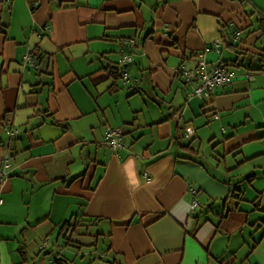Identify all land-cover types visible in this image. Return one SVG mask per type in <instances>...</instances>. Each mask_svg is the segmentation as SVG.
Returning <instances> with one entry per match:
<instances>
[{"label": "crops", "instance_id": "1", "mask_svg": "<svg viewBox=\"0 0 264 264\" xmlns=\"http://www.w3.org/2000/svg\"><path fill=\"white\" fill-rule=\"evenodd\" d=\"M262 10L0 0V264H264V208L250 220L237 184L264 179ZM122 52L131 83L116 72ZM200 52L231 77L208 98L189 97L178 74ZM108 126L124 147L105 142ZM239 193L242 212L222 225L223 200L234 209ZM95 239L107 242L96 256Z\"/></svg>", "mask_w": 264, "mask_h": 264}, {"label": "built area", "instance_id": "2", "mask_svg": "<svg viewBox=\"0 0 264 264\" xmlns=\"http://www.w3.org/2000/svg\"><path fill=\"white\" fill-rule=\"evenodd\" d=\"M32 6H36V3L34 2ZM134 41L135 39L131 38L125 40V43H132ZM25 60L27 62H32V58L29 54L25 55ZM131 62L132 55L128 52H122L121 56L115 63L116 71L125 83H131L134 81V78L130 76L128 72V66ZM178 74L190 87L188 96H196L200 98L211 97L217 86L229 81L231 78L230 75H228L226 66L221 61L213 67H210L203 52L198 54V62L195 67L188 68L185 65H182L178 69ZM186 132L187 134H190L193 132V129L187 127ZM105 142L115 150L124 147L125 142L122 129L119 127L108 126L105 130ZM9 166L10 163L8 159H4L2 167L0 168V185L9 176ZM191 192L196 193L197 190L191 187ZM3 202L4 198L1 196L0 189V204ZM198 204L199 200L195 199L191 206L192 208H195ZM105 254L104 251L100 252V257H104Z\"/></svg>", "mask_w": 264, "mask_h": 264}, {"label": "rangeland", "instance_id": "3", "mask_svg": "<svg viewBox=\"0 0 264 264\" xmlns=\"http://www.w3.org/2000/svg\"><path fill=\"white\" fill-rule=\"evenodd\" d=\"M132 76V74L130 73ZM134 77V76H133ZM212 147V144L209 146L208 140H205L203 143L202 150L205 153H208L210 151V148ZM238 184V187L242 190H244L245 198L246 200L242 202V207L247 209L250 213V220H255L257 217H259L260 214H262L261 210L255 209L256 204H261V208H264V193L261 197H258V194L260 191L264 190V179L257 178L255 179L253 185L257 186H251L247 181H242ZM251 186V187H250ZM253 222V221H251ZM252 224V223H250ZM250 227L251 225H247L244 227L243 234L244 236L248 237L250 235ZM85 232V229L83 230ZM93 227L90 228V232H93ZM106 239H101L99 244H97L96 239L94 240V244H92L93 252H95L94 256L99 252V250L102 249V247L106 244Z\"/></svg>", "mask_w": 264, "mask_h": 264}, {"label": "trees", "instance_id": "4", "mask_svg": "<svg viewBox=\"0 0 264 264\" xmlns=\"http://www.w3.org/2000/svg\"><path fill=\"white\" fill-rule=\"evenodd\" d=\"M259 20V28L261 29V32H262V36L264 37V10H262V11H259V18H258ZM117 72V71H116ZM186 147H190V145L188 144V145H186ZM233 197H237L238 198V201L235 203L236 204V208H234V209H231L230 207H229V205L227 204V200L228 199H224L223 200V202H224V209H223V211L220 213V215L222 216V220H221V224L223 225V220L224 219H229V218H231V213L232 212H235V213H241L242 212V209L240 210L238 207L239 206H237V204L239 205L240 204V201L239 200H241V199H243L242 198V195L239 193V194H237L236 196H233ZM199 203H200V201H199ZM199 205V204H198ZM225 230H227L228 231V228H223L222 229V231H225ZM228 232H230V231H228Z\"/></svg>", "mask_w": 264, "mask_h": 264}]
</instances>
